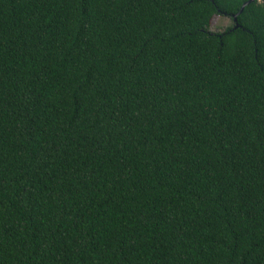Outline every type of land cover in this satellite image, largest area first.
Listing matches in <instances>:
<instances>
[{"label":"trees","instance_id":"16d2710c","mask_svg":"<svg viewBox=\"0 0 264 264\" xmlns=\"http://www.w3.org/2000/svg\"><path fill=\"white\" fill-rule=\"evenodd\" d=\"M244 1L0 0V264H264Z\"/></svg>","mask_w":264,"mask_h":264},{"label":"rangeland","instance_id":"374dc122","mask_svg":"<svg viewBox=\"0 0 264 264\" xmlns=\"http://www.w3.org/2000/svg\"><path fill=\"white\" fill-rule=\"evenodd\" d=\"M232 24V19L226 15H215L210 21V30L213 31H222L227 26Z\"/></svg>","mask_w":264,"mask_h":264},{"label":"water","instance_id":"95a60500","mask_svg":"<svg viewBox=\"0 0 264 264\" xmlns=\"http://www.w3.org/2000/svg\"><path fill=\"white\" fill-rule=\"evenodd\" d=\"M253 1H254V0H246V1H244V2L241 4V6H240L238 12L232 15V19H233V21L236 22V21H237V15L243 10L244 6L247 5V4H249L250 2H253ZM237 26H238V24L236 23L235 27H237Z\"/></svg>","mask_w":264,"mask_h":264}]
</instances>
